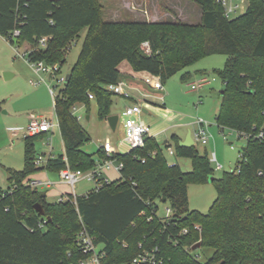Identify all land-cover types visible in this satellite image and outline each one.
<instances>
[{
	"label": "trees",
	"instance_id": "obj_1",
	"mask_svg": "<svg viewBox=\"0 0 264 264\" xmlns=\"http://www.w3.org/2000/svg\"><path fill=\"white\" fill-rule=\"evenodd\" d=\"M190 1L202 8L201 24L106 22L99 0H0V35L18 48L29 45L32 62L58 64L60 72L72 44L87 29L70 77L56 96L65 155L49 157L44 167H37L33 139L45 133L27 136L25 168L7 170L10 187L0 194V264H81L85 256L77 236L83 226L104 248V264L130 263L152 247H159L163 264H201L192 256L198 243L214 250L205 264H264V138L248 139L236 169L213 178L218 197L207 214L189 209L188 190L210 181L212 163L196 147H182L176 136L175 155L189 159L191 171L168 163L163 147L172 144L148 136L143 148L113 154L123 164L118 181L99 179L103 187L77 197L76 203L73 196L49 203L29 184L43 169L59 173L69 165L89 171L108 160L102 149L98 159L83 151L88 133L73 109H89L93 94L99 118L106 120L117 96L106 87L120 82L123 62L165 84L205 57L227 55L219 72L225 90L218 126L253 136L264 133V0H247L245 13L233 19L216 0ZM16 29L20 35L12 38ZM42 38L48 39L44 49L39 47ZM144 42L151 54L143 51ZM163 199L173 209L166 222L158 216ZM36 204L43 206L44 216Z\"/></svg>",
	"mask_w": 264,
	"mask_h": 264
},
{
	"label": "rangeland",
	"instance_id": "obj_2",
	"mask_svg": "<svg viewBox=\"0 0 264 264\" xmlns=\"http://www.w3.org/2000/svg\"><path fill=\"white\" fill-rule=\"evenodd\" d=\"M103 7V19L106 22L125 21H147L151 23H186L192 25L201 24L202 8L190 0H146L145 5L141 0H99ZM131 2L132 5H129ZM245 10L231 19L241 16L248 7V1L244 2ZM129 9L131 11H129ZM117 11V12H116ZM87 29L83 30L80 37L72 44L67 55V61L61 73L57 77L43 74L45 82H40V77L35 73L33 67L20 55H23L29 45L19 47L18 52L13 45L7 43L0 35V194L9 190L7 170L23 171L25 168V146L27 127L33 120H54L56 113L50 88L58 93L62 84L57 80L67 76L81 53ZM28 48V49H26ZM229 57L225 54H216L205 57L193 64L184 71L167 79L164 90L163 101L154 99L156 104L164 109L163 114H142V118L152 126L153 134L165 131L168 139L174 146L172 136H179L192 130L194 124L203 119L209 123L208 133L212 135L208 145H197L196 148L201 154H207L209 158L216 155L222 170L214 169L213 177L217 180L223 177L225 172L236 169L240 161V152L247 144V140L239 137L236 132L224 129L227 140L223 139L222 128L218 126L217 115L222 104V93L225 84L219 76L224 70ZM125 65L131 67L128 62ZM188 73L186 79L183 76ZM15 75L10 78L8 75ZM202 77L208 79L203 88L196 91L191 90V85L197 83ZM31 81L38 83L32 84ZM124 97H119L120 106L124 104ZM97 103L91 100L90 108L78 107V115L82 116L81 126L88 133V141L83 151L98 159V152L103 143L109 140L118 149L119 154L130 150V145L125 141L122 131L113 130L107 120H101L98 115ZM116 113V107L113 108ZM89 116V120L86 117ZM34 140V147L39 155L49 156L50 151L54 155H63V139L59 128L48 135H40ZM174 149V147H173ZM168 163L176 164L183 160L189 163L187 170L191 171L189 159L169 158V152L163 147ZM114 164L118 161L114 158ZM116 167V166H115ZM185 172L187 171L182 167ZM50 174L51 182H56L57 172L40 170L30 177L29 183L33 180L45 181L47 174ZM112 178V177H110ZM210 178V179H211ZM114 181V180H112ZM76 195L82 197L97 189L95 181L83 180L76 185ZM40 193H51L52 190L41 191ZM72 190V189H71ZM189 209L202 214L209 213L218 191L215 183L192 184L189 186ZM75 196V195H74ZM56 198L49 196V203H55ZM166 205L159 204L158 215L163 217L166 214ZM201 233V232H200ZM214 250L208 247H200L192 251V256L201 264H205L213 256Z\"/></svg>",
	"mask_w": 264,
	"mask_h": 264
},
{
	"label": "built area",
	"instance_id": "obj_3",
	"mask_svg": "<svg viewBox=\"0 0 264 264\" xmlns=\"http://www.w3.org/2000/svg\"><path fill=\"white\" fill-rule=\"evenodd\" d=\"M218 3H220L225 11V16L227 18H232L233 16L238 15L239 13L243 12L245 10V4L244 2L247 0H216ZM20 35V31L18 29L14 30V32L11 34L12 38H16ZM47 38H42L39 42V47L44 49L47 46ZM15 47L16 51L18 52V47ZM142 49L146 54H151V47L148 42H144L142 44ZM29 52L28 49L23 55H21L18 52V55L22 56L34 69L35 73L38 76H41L42 74H48L52 75L53 77H57L60 72V66L58 64L54 65H48L44 62H32L29 58ZM59 83L62 84V86L67 81V76H62L57 80ZM45 82L44 78H40V83ZM144 83L148 85L150 88L156 90V91H163L164 90V84L162 83L160 77L149 74L147 77L144 78ZM207 83H209L208 79L205 77H202L197 83H193L191 85V90L196 91L198 89L203 88ZM125 84L124 83H117L112 84L106 87L108 91L113 92L115 95H126L125 92ZM50 94L53 99L54 106L56 104V96L57 92L55 89L50 88ZM162 99L164 97H161ZM90 100H94L95 97L93 94L89 95ZM77 107H74L73 113L76 116ZM143 112V108L139 104H134L130 107H128L125 112L124 116L126 117V120L124 121V126L126 129V141L129 143L132 149H139L143 148L145 146V140L150 135L151 128L140 119V115ZM77 117V116H76ZM78 120L80 117H77ZM197 128L193 132V140L196 145H208L211 141L212 135L208 133L209 129V123L206 122L203 119H199L196 123ZM56 127H59L58 119L56 118V121L54 120H33L30 122L29 126L27 127V136H35L41 133H47L55 129ZM222 128V136L224 140H227V136L224 132V127ZM229 129V128H227ZM232 132H236L239 137H243L246 140L256 137L257 139H263L264 133L260 132L258 135L253 136L252 134H246V133H240L233 129H229ZM102 150L106 153L108 160L105 162V167L110 168L114 167V162L112 159V156L114 154V147L112 146V143L107 140L102 145ZM170 155H175V150L172 147H169L167 149ZM156 152L152 153V156H154ZM49 158V157H48ZM47 157L44 155L37 156V159L35 160V165L37 167L41 166L44 162L46 163L48 160ZM242 158V154L240 153V159ZM145 162V160H143ZM210 162L215 165L217 170H222V165L218 163L217 157L215 154L210 158ZM123 167L122 163H119V165L116 167L117 171H120ZM103 167H97L95 169L89 170V171H82V170H73L70 168L69 165H67L63 170L59 172L60 181L64 182L72 187L73 190H75L76 185L83 181H95L97 183V189L99 190L101 187H103V183L110 182L108 179H105L102 175ZM99 179H103L104 182H98ZM33 188L46 185L48 187L52 186V182H46L42 183L39 181H32L29 183ZM74 198V203H76V198ZM69 200V197H62L58 202H64ZM165 205V203H163ZM166 214L163 217H160L163 222L168 221L172 215H173V209L166 205ZM44 224L40 223L39 228H43ZM199 232H201V227L196 225L194 227ZM184 234L188 233V229H185L183 231ZM77 243L80 247L81 252L85 256V259L81 261V264H104L103 260L106 257V252L104 251V248L101 245H97L95 243V238L90 235V233L87 231V229L83 226L81 231L79 232L77 236ZM142 244H139V248L142 249ZM164 258L161 255L159 247H152L147 250H143L141 254H139L137 257H135L130 263L127 264H163Z\"/></svg>",
	"mask_w": 264,
	"mask_h": 264
},
{
	"label": "crops",
	"instance_id": "obj_4",
	"mask_svg": "<svg viewBox=\"0 0 264 264\" xmlns=\"http://www.w3.org/2000/svg\"><path fill=\"white\" fill-rule=\"evenodd\" d=\"M141 1H142V4L145 5V3H146L145 1L146 0H141ZM128 4L129 5H132L131 2H128ZM129 11H131V10L129 9ZM3 39L8 43V41L4 37H3ZM9 44H10V42H9ZM26 49H28V48H26ZM120 72L122 74V77L120 79V83H124L125 84L124 89H125L126 95H117L116 97L113 98V105L111 107L110 116H112V115L118 116V123H117V126H116V129L115 130L117 131V130L120 129L122 131V133L124 135V139H125V137H126V129H125V126H124V121L126 120V117L124 116L125 110L128 107H130V106H132L134 104H139L143 108L142 114L143 113H145V114L152 113V114H163V115H165L166 113L164 112V109L160 108L156 104V102L154 100V99H157L158 101H163L165 97H164V95H162L160 93L162 91H156V90L150 88L148 85H146L144 83V78L147 77L149 75V73H147V72H135L132 69V67H128L127 65H125V62H123L120 65ZM8 76L10 78H13L15 75L10 74ZM39 77L40 78L41 77L43 78V74L41 76H39ZM31 83L32 84H38V83H35L33 81H31ZM39 84H40V82H39ZM119 97H124L125 98L124 104L122 105V107H120L121 110H122L121 111V114H119V112H118V107L120 106V104H119L120 103ZM161 97H164V98L162 99ZM93 101L96 102L95 99ZM96 105H97V109H98V104H96ZM78 107H82V108H85V107L82 106V105H78L77 106L76 116L77 117H80L79 118V122H80L82 116L81 115L80 116L78 115V111H79L78 110ZM115 107H116V113L113 111V108H115ZM54 109H55V106H54ZM142 114L140 115V119L143 120L151 128V132H150V135L149 136L150 137H153L161 145L166 144V143L171 145L172 143L168 139V136H167V134H166L165 131L156 132L155 134H153V128H152V126H150L146 122V120H144L142 118ZM56 118H57V116H56ZM86 118H87V120H89V116L86 117ZM193 127L194 128L192 130H188V132L189 131L192 132V138H193V132L196 130L197 125L194 124ZM56 128H59V127H56ZM53 130L50 131V132L45 133L44 135H48L50 133H53ZM187 135H188V133L187 134L185 133V135H183V136H179L178 134H174L173 136H176V138L181 143V142H183L186 139ZM125 141H126V139H125ZM112 146L114 147V154H119L117 147H115L113 144H112ZM196 146L197 145L195 144L194 147H196ZM172 148H173V146H172ZM100 149H102V146L100 147ZM131 150H132V148L130 147V150L127 151L124 154L129 153ZM63 155H65L64 142H63ZM44 156L47 157L45 154H44ZM168 156L171 159L176 158V155H168ZM48 157L56 158L57 156L54 155L52 151H50ZM105 162L103 164H99L98 165V167H103V170H102L103 177L105 179H108L110 182H113L112 180L118 181L121 178L120 171H117L116 170V167L119 165V162L116 163V165L114 164V167H110V168H106L104 166L105 165ZM169 164L170 165H173L172 163H169ZM176 164H179L181 168L184 167V169H186V170L189 168V163H187V161H184L183 162V160H182L181 162H176ZM44 166H45V162L41 165V167H44ZM43 170H45V169H43ZM182 170H183V168H182ZM183 171H185V170H183ZM188 171L189 170H187L186 172H188ZM46 174L48 176L47 177V180H45V181H39V182L46 183V182H51L52 181L49 178L50 177V174L49 173H46ZM57 174H58V176L55 175V177H56V180L55 181L56 182H52L53 183L52 186L48 187L46 185H42V186L36 187V189L39 190V188H43L41 191H44V189L47 190V191L48 190L50 191V190L54 189L51 193H49V192L44 193L45 196H46V200L47 201L49 200V196L50 195L51 196L53 195L54 198H56L55 202H58L62 197H70V196H74V195H75V197H78L76 195V189L77 188H75V190H73L70 185H68V184H66L64 182H61L60 181V177H59V173H57ZM110 177H112V178H110ZM33 181H38V180H33ZM86 195H84V196H86Z\"/></svg>",
	"mask_w": 264,
	"mask_h": 264
},
{
	"label": "water",
	"instance_id": "obj_5",
	"mask_svg": "<svg viewBox=\"0 0 264 264\" xmlns=\"http://www.w3.org/2000/svg\"><path fill=\"white\" fill-rule=\"evenodd\" d=\"M69 77H70V74H68L67 80L69 79ZM107 121H108L109 125L111 126V128L113 130H115L116 129V126H117V123H118V116H116V115L109 116L107 118ZM180 145L182 147H185V148H191V147H194L195 146L194 140L192 138V132L191 131L188 132V135H187L186 139L183 142H181ZM212 181H213V178L210 179V182L211 183H212ZM41 196L42 197H45V194L44 193H41ZM162 203H166V199H163ZM34 209L41 216H44L45 215L44 208H43V206L41 204H36L34 206ZM200 247H201V244L198 243L196 246L193 247V250H197Z\"/></svg>",
	"mask_w": 264,
	"mask_h": 264
}]
</instances>
